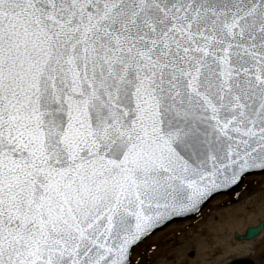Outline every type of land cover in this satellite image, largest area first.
I'll return each instance as SVG.
<instances>
[{
	"label": "snow or ice",
	"instance_id": "6c2138e0",
	"mask_svg": "<svg viewBox=\"0 0 264 264\" xmlns=\"http://www.w3.org/2000/svg\"><path fill=\"white\" fill-rule=\"evenodd\" d=\"M253 183L264 0H0V264H177Z\"/></svg>",
	"mask_w": 264,
	"mask_h": 264
},
{
	"label": "rangeland",
	"instance_id": "374dc122",
	"mask_svg": "<svg viewBox=\"0 0 264 264\" xmlns=\"http://www.w3.org/2000/svg\"><path fill=\"white\" fill-rule=\"evenodd\" d=\"M249 179L254 182L260 180L259 177H250ZM248 182L249 181H245L246 184ZM263 186L264 184L253 183L252 188L246 193L241 194L240 190L237 189L236 191L230 192L228 194L217 195L204 209L198 219L175 221L169 224L168 227H166L163 231L157 232L153 237L146 241L145 244L148 245L159 242L161 238L165 236H167L169 239H173L182 233L185 240L188 242L189 248L187 247V251L189 252V255L181 256L178 259L177 264H197L199 261L197 259L199 254L196 243H191L189 245V243L192 241L191 239H193V237L196 236L197 233L201 231V229L209 228L210 221L215 220L213 219L214 213L217 217H220V215L224 213L225 210L230 209L231 207H235L236 209L245 208L247 203L252 201L255 196L260 193V189ZM243 218L244 216H241V219ZM244 219L246 223L244 224L243 228L231 229L229 231L228 238L231 241L230 245H232L236 251L239 252L237 248L240 246H245L247 249H245V253L243 255L242 253H233L230 258L232 260L237 258H250L255 262V264H260L259 257L262 253H264V237L263 239L258 238L257 240L251 242H239L234 239V234H243L246 228L249 226L257 225L261 221L264 222V217L258 215L257 217L250 219L247 216ZM180 222L182 224H179Z\"/></svg>",
	"mask_w": 264,
	"mask_h": 264
},
{
	"label": "bare ground",
	"instance_id": "6f19581e",
	"mask_svg": "<svg viewBox=\"0 0 264 264\" xmlns=\"http://www.w3.org/2000/svg\"><path fill=\"white\" fill-rule=\"evenodd\" d=\"M264 217V186L261 187L260 193L255 196V198L248 202L245 208H235L231 207L227 209L217 217L215 213L213 214V219L210 221L209 228L201 229L196 236L191 239L192 243H196L198 257L199 260L197 264H218V258L214 259L217 256L215 250L217 247L220 248H228L233 253H245V246H240L237 248L239 250L233 248L230 245L231 241L228 238L229 231L234 228H243L245 222V217H249L250 219L255 218L257 216ZM241 216H244L241 219ZM211 219V218H210ZM179 224H182L181 222ZM186 224V223H185ZM264 234L262 235L263 239ZM192 247V246H191ZM189 248V246H188Z\"/></svg>",
	"mask_w": 264,
	"mask_h": 264
},
{
	"label": "water",
	"instance_id": "95a60500",
	"mask_svg": "<svg viewBox=\"0 0 264 264\" xmlns=\"http://www.w3.org/2000/svg\"><path fill=\"white\" fill-rule=\"evenodd\" d=\"M230 191L231 190L223 191V192H220L218 194L227 193V192H230ZM187 217H190V216L178 217V218H176V220H181V219H184V218H187ZM261 224H264V222H260L256 226L248 227L245 230L244 235L239 234V233H235L234 234L235 240L242 242V241H251V240L256 239L257 237H259L261 235V233L264 230V227H261ZM234 264H254V263L252 261H250L249 259H246V260H244V259H238V260H235L234 261Z\"/></svg>",
	"mask_w": 264,
	"mask_h": 264
}]
</instances>
